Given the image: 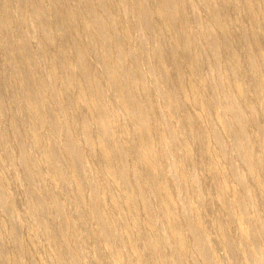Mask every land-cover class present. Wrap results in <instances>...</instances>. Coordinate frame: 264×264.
<instances>
[{"label":"bare ground","instance_id":"1","mask_svg":"<svg viewBox=\"0 0 264 264\" xmlns=\"http://www.w3.org/2000/svg\"><path fill=\"white\" fill-rule=\"evenodd\" d=\"M1 157L0 264H264V0H0Z\"/></svg>","mask_w":264,"mask_h":264},{"label":"rangeland","instance_id":"2","mask_svg":"<svg viewBox=\"0 0 264 264\" xmlns=\"http://www.w3.org/2000/svg\"><path fill=\"white\" fill-rule=\"evenodd\" d=\"M195 11H198L199 13H197V12H195L196 14H198V15H202L203 14V11H202V8H200L199 6L198 7H196V9H195ZM202 12V13H201ZM243 20H244V23L247 25V26H250V24H251V21H250V19L249 18H247V17H243ZM164 37H166V36H164ZM166 40V43L165 44H163L165 47H168L169 46V43H168V40L167 39H165ZM159 41H161L160 39H159ZM168 43V44H167ZM166 44L168 45V46H166ZM241 48V49H240ZM237 50H239V52L240 51H242V52H238L237 53V57H238V60H239V58H240V60L238 61V63H240L239 64V66H242L241 68H243L244 69V67H246L245 65H246V62H244V60H245V58H244V51H243V47L242 46H240V44H236V51ZM243 54V55H242ZM240 55H242V56H240ZM244 58V59H243ZM241 61V62H240ZM243 64V65H242ZM244 66V67H243ZM247 68V67H246ZM243 72V71H242ZM244 74V75H243ZM240 75V79H239V83L241 82V83H243L244 82V80H245V78H246V72H243V73H241V74H239ZM244 76V77H243ZM243 77V78H242ZM192 78V76L191 77H189V80H191V81H193V79H195V78H197V76H193V78ZM207 79V77L204 75V72H202V79L200 80V82H199V86L201 87V88H203V89H205V90H207L208 89V87L210 86V81L208 80H206ZM241 79H242V81H241ZM209 83V84H208ZM209 85V86H208ZM204 86V87H203ZM251 87V86H250ZM251 92H248L247 94H250ZM207 101H208V103H210L211 101H210V98H209V96L207 95V97L205 98ZM255 103V105L253 104V102H251V105L252 106H258V105H256V101H254ZM258 104V103H257ZM195 111H198L197 109H195ZM209 115L211 116V117H215V115H216V112H219V110L217 109V111H215V109L213 108V109H210L209 108ZM215 112V113H214ZM214 113V114H213ZM212 114V115H211ZM212 149H213V146H210V150H211V153L213 152L212 151ZM213 155V154H212ZM0 170H2L3 172H5V176H6V179H7V181H8V183H9V191L17 198V199H19L20 201L22 200V197H21V195L20 194H18V192H17V189L15 188V186H13L11 183H12V181H11V171L9 170V167H8V164H7V162H6V160H5V158L3 157H1V159H0ZM11 181V182H10ZM228 185H229V188H232V186H231V183H227ZM20 195V196H19ZM207 195H208V197H214L215 195L212 193V192H207ZM18 200V201H19ZM19 201V203H17V206H16V208H17V211H18V213H19V218H18V220L23 224V219H22V217H23V215H24V211H23V208H22V206H21V202ZM259 205H261V204H259ZM261 207V213L263 214V218H264V212H263V206H260ZM214 213H212V211L210 210V209H204V210H202V216H203V218H204V221H205V223H206V225L209 227L210 226V220H211V217H213L212 215H213ZM21 217V218H20ZM21 219V220H20ZM23 232L22 233H24L23 234V240L24 241H29L30 243L28 244V247H29V252H28V254L31 256V257H33V256H35V257H38L40 254V245H41V243H40V239L38 238V237H35V238H33V239H31V237L29 236V232L27 231V230H25V232H24V230H22ZM27 231V232H26ZM233 234V233H232ZM212 237H213V235H212ZM130 239V238H129ZM128 240V239H127ZM129 242H131V244H132V239L131 240H128ZM133 245H135V246H137V247H139V244H134L133 243ZM86 248H88V247H86ZM139 249H141L140 247H139ZM87 259L89 260L90 258L89 257H87ZM22 261H23V263L24 264H33V260H31L27 255L26 256H23L22 257ZM234 264H242L241 262H236V263H234Z\"/></svg>","mask_w":264,"mask_h":264}]
</instances>
